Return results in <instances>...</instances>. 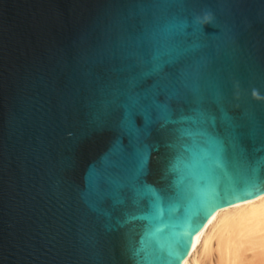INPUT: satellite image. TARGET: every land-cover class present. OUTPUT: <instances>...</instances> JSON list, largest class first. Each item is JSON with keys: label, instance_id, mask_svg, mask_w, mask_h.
Segmentation results:
<instances>
[{"label": "water", "instance_id": "obj_1", "mask_svg": "<svg viewBox=\"0 0 264 264\" xmlns=\"http://www.w3.org/2000/svg\"><path fill=\"white\" fill-rule=\"evenodd\" d=\"M263 193L264 0H0V264H182Z\"/></svg>", "mask_w": 264, "mask_h": 264}, {"label": "bare ground", "instance_id": "obj_2", "mask_svg": "<svg viewBox=\"0 0 264 264\" xmlns=\"http://www.w3.org/2000/svg\"><path fill=\"white\" fill-rule=\"evenodd\" d=\"M182 264H264V193L213 213Z\"/></svg>", "mask_w": 264, "mask_h": 264}, {"label": "clouds", "instance_id": "obj_3", "mask_svg": "<svg viewBox=\"0 0 264 264\" xmlns=\"http://www.w3.org/2000/svg\"><path fill=\"white\" fill-rule=\"evenodd\" d=\"M197 19L199 20L200 18L198 17ZM211 19H212V14L210 12L205 13L203 20H202V23L208 24V23H210Z\"/></svg>", "mask_w": 264, "mask_h": 264}]
</instances>
